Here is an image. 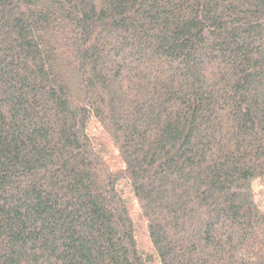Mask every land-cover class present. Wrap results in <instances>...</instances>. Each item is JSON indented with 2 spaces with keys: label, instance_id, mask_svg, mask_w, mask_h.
Here are the masks:
<instances>
[{
  "label": "trees",
  "instance_id": "trees-1",
  "mask_svg": "<svg viewBox=\"0 0 264 264\" xmlns=\"http://www.w3.org/2000/svg\"><path fill=\"white\" fill-rule=\"evenodd\" d=\"M257 188L264 0H0V264H264Z\"/></svg>",
  "mask_w": 264,
  "mask_h": 264
},
{
  "label": "rangeland",
  "instance_id": "rangeland-1",
  "mask_svg": "<svg viewBox=\"0 0 264 264\" xmlns=\"http://www.w3.org/2000/svg\"><path fill=\"white\" fill-rule=\"evenodd\" d=\"M95 135L102 137V142L105 145L106 160L108 161V164L114 170H121L123 168V164L120 161L118 152L110 144H108V140L104 137V135L100 130L95 129ZM120 188L123 196L126 198L128 202L131 215L134 219V224L136 228L135 232H136L139 248L144 253L148 255H152L154 254V251L149 241L147 225L141 216L140 206L137 200L135 199L134 195L131 193L130 189L126 185V183L124 182L121 183ZM257 191L260 194L259 199L261 202V206L264 209V190L262 189L260 190V188H257Z\"/></svg>",
  "mask_w": 264,
  "mask_h": 264
}]
</instances>
